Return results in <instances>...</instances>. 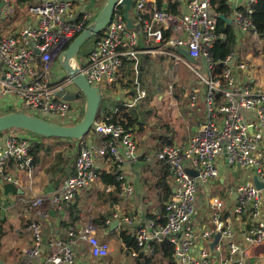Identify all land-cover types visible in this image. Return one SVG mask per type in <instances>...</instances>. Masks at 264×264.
Instances as JSON below:
<instances>
[{
	"label": "built area",
	"instance_id": "1",
	"mask_svg": "<svg viewBox=\"0 0 264 264\" xmlns=\"http://www.w3.org/2000/svg\"><path fill=\"white\" fill-rule=\"evenodd\" d=\"M21 1L24 8L18 6L17 0H0V102L6 99L7 105L16 109L23 106L24 112L49 122L72 124L82 113L81 100L68 101L57 96L71 80L64 75L56 59L95 12L85 6L75 9L73 0ZM151 1L155 2L132 0V29L126 25L123 6L115 7L110 23L96 37L89 52L79 54L81 73L92 87L106 95L118 84L125 62L136 66L141 53L155 49L186 64L199 77V85H192L186 97L191 106L195 105L203 88L204 121L198 132L181 145L169 144L170 139L164 137L161 147L153 154L167 168L173 182L174 192L163 204L164 210L160 209L144 224L134 227L132 218L115 205L113 219L119 221L118 231H128L135 239L137 250L131 248L127 253L132 258L141 253L151 257L154 243L167 241L173 245L174 256H180V264H243L241 259L234 257L241 250L236 243L234 223L239 221L246 226L242 233L244 245H264L261 219L264 187L257 189L250 176L240 183L234 180L227 183L222 171L229 167L249 170L264 186V90L252 79L250 69L254 66L245 60L238 61L235 51L225 58L223 68L216 73L211 50L217 38V16L212 12L211 0H188L185 12L179 15L157 5L147 11ZM254 2L247 0L245 6L233 14L238 32L251 39L258 36L251 21L250 6ZM21 12L28 21H23L15 31L7 22ZM166 31L171 33L167 40L164 39ZM151 44L154 48H149ZM177 48L185 50L207 73V78L199 74ZM233 59V66L229 67ZM137 91L139 98L145 97L144 90L137 88ZM168 91L172 92L171 85ZM91 130L98 144L88 138L91 135L83 138L73 169L61 187L50 197L40 195L26 203L31 241L23 250L27 258L25 264H82L85 254L78 248L80 244L86 246V254L92 259L109 257L110 246L96 237L97 227L92 223L69 228L65 239L49 242L47 256L40 254V222L45 216L42 206L46 198L61 212L64 205L72 204L78 194L99 182L103 172L116 175L119 197L128 198L134 192L122 171L123 165L133 161L138 151L132 132L107 119H96ZM31 138L21 132L0 135V177L20 185L16 176L7 171L12 163L14 171L25 176L30 190L38 172L31 155L34 141ZM189 171L196 176H191ZM200 185L206 196L204 207L211 220L208 229L195 236L191 218L196 211ZM112 188L117 189V186H108L106 191ZM215 233H220L216 251H228L217 261L205 247L197 249L200 242L210 241ZM241 252L244 254L243 250Z\"/></svg>",
	"mask_w": 264,
	"mask_h": 264
},
{
	"label": "crops",
	"instance_id": "2",
	"mask_svg": "<svg viewBox=\"0 0 264 264\" xmlns=\"http://www.w3.org/2000/svg\"><path fill=\"white\" fill-rule=\"evenodd\" d=\"M160 1L161 4L159 6L167 7L168 10V3L176 4L178 14H174L179 15L185 12L188 0ZM156 2V0L155 2L151 1L147 7V11L150 10V7L156 6ZM227 3L231 10L227 19L233 20L234 12L238 8L245 6L247 0H227ZM93 10L95 14L98 11V9ZM17 18L18 17L7 22L8 25L11 23L12 27H14L13 30L15 31L20 28ZM129 18L134 22V16L131 10ZM23 21L25 22L28 20L24 17L22 18L21 23ZM234 31L237 36L236 43L238 38L249 41V36V38H247V36L239 33L238 30L234 29ZM254 43L258 50H260V42L254 40ZM140 45H142V43ZM149 48H154V46L151 44ZM149 50L150 52H143L138 56L136 66L131 62L125 63L122 68L121 82L112 86L106 95H102L104 99H108V103L105 105L106 109L108 108V110H112L117 106H123L125 112L131 116L132 120H134V126L130 131L137 141L138 151L135 159L126 162L122 167L123 173L133 186V194L128 198H123L119 197L117 193V201L113 203H111L110 200H102L100 199L101 192L108 195L114 193L116 189L112 188L110 191H106V187L111 185L104 187L101 181H99L88 190L78 194L72 204L64 205L61 212L56 210L49 198H46L42 206L45 216L40 222L42 227V243L40 248L41 257L47 256L50 252V241L56 238L65 239L69 228L74 226L83 227L97 216L106 218L105 223L109 224L107 227L97 228L96 237H98V234L100 233V238H108L112 232L116 231V235H114L116 238L119 233L117 228L113 231L109 230L111 222L116 220L113 219L115 205H119L120 208H123L124 212L132 218L134 227H137L144 224L149 218L148 216L157 213L162 208L163 204L167 202L169 195H172V179L170 175L167 174L164 165L158 162L155 157H153V154L161 147V141L164 137H168L172 141V144L181 145L198 132L204 121V108L202 103L203 88L200 89L198 101L193 107H190L188 103H183L181 98H187V92L190 93V89L195 83L189 85L187 81L183 80L182 75L184 74H179L177 66H175L173 70H176L177 79L182 86L181 91L183 92L184 90V92L182 93V97L178 94V98L181 100H177L180 101V104L176 106L177 109L172 110L169 103L167 107V103L164 102V96L166 93L164 94L163 92L164 82L166 80L165 73H168L170 59L173 58L160 54L156 52L155 49ZM252 60L254 62V59ZM262 65H264L263 62ZM259 72L264 75V69L260 68ZM259 72L257 74H259ZM258 85L264 90L262 80L259 81ZM137 88H141L147 92L149 94L148 98H139ZM149 99H151V102ZM5 102L6 99L4 102H0V111L4 110L5 107H11ZM80 104L82 107L83 102L81 101ZM102 106L100 107L101 110L103 109ZM175 115L181 117L182 120H176ZM88 138H91L95 144H98L99 142L97 136L94 134ZM151 139L153 143L149 145ZM74 142L75 148L73 152L76 151V149L79 151L80 147L77 141ZM82 143H84V139L81 140V144ZM73 152L71 155H73ZM74 159H72L73 161L71 160L72 165H70V161L67 164L68 167L64 170L63 165L60 164L58 167L59 171L55 174L48 169L50 165L40 166L35 163L38 172L31 190L27 186L25 176L19 172H15L14 165L9 163L7 171L16 176L20 181V185L16 186L12 183H8L0 177V261L3 264H25L27 258L23 255V250L31 241V233L27 229L28 218L25 215L26 203L33 197H38L40 195L50 197L55 191H57L61 187L65 177L71 173ZM245 172H247L246 180H249V176L250 178L252 177L251 171L245 170ZM233 179L235 182L239 181L240 183L239 176H236ZM233 179H226V181L228 183L233 181ZM14 189H16L17 192H13ZM205 197L203 186L200 185L196 198V211L191 218V226H193L195 236H200V234L207 230L210 225V213L204 207ZM71 211L72 214L75 215L70 218L69 215L71 214ZM83 213H87L89 216L84 218ZM261 219L264 222V200L261 208ZM244 227L246 226L239 221L234 223L236 243L239 249L244 251L243 254L241 250H239L234 254V257L241 259L243 264H264V245L260 247H247L244 245L242 237ZM117 240L120 248L117 254L118 261L114 263L133 264L132 261L135 258L130 257L120 239ZM104 241L106 242V239H104ZM208 242L209 241L200 242L197 249L205 247L209 253L207 246ZM218 245L219 243L215 246L216 254L209 253L216 261L219 258H223L228 253L227 249H221L218 253L216 251ZM78 248H82V251L85 254L82 264H114L110 263L114 258L111 254H109V257L104 260L92 259L87 256V248L84 244H80ZM143 255L148 256L147 254ZM126 258L129 262L126 261ZM34 263L35 262H33V264Z\"/></svg>",
	"mask_w": 264,
	"mask_h": 264
},
{
	"label": "water",
	"instance_id": "3",
	"mask_svg": "<svg viewBox=\"0 0 264 264\" xmlns=\"http://www.w3.org/2000/svg\"><path fill=\"white\" fill-rule=\"evenodd\" d=\"M117 5L123 6L126 25L129 29H132L134 26L132 20L129 18L132 0H106L103 7L98 9L85 28L68 44L67 48L56 59L59 68L64 75L71 80V83L60 90L57 93V96L68 101L81 100L83 102L82 116L80 120L75 124L61 125L7 107L0 111V135L21 132L31 137H39L43 139L57 138L72 141L83 140V138L90 132L97 119L103 96L101 91L96 87H92L86 80L85 76L81 73L80 67L78 66V57L81 48L87 42L100 35L108 26ZM217 19L223 20L233 29L237 30L233 20L227 19L222 15L217 16ZM176 51L180 53L187 62L195 63V60L190 58L185 50L177 48ZM234 60L235 59L228 63L229 67L233 66ZM188 173L191 176H196L195 172L189 171ZM251 181L257 189H263V184L255 175L251 177ZM173 192L174 189L172 190V193ZM233 198H235V195ZM118 224V220L112 221L109 230H115ZM219 240L220 233H215L211 241L208 242L207 246L210 254H216L215 246L218 244ZM174 262L175 264H180L179 255L174 256ZM0 264L3 263L0 261Z\"/></svg>",
	"mask_w": 264,
	"mask_h": 264
},
{
	"label": "trees",
	"instance_id": "4",
	"mask_svg": "<svg viewBox=\"0 0 264 264\" xmlns=\"http://www.w3.org/2000/svg\"><path fill=\"white\" fill-rule=\"evenodd\" d=\"M160 2H161L160 0H157L156 2L157 6L161 4ZM17 3L20 8H24L25 4L23 3V1L17 0ZM168 4H169L168 11L171 14H174V13L178 14L177 9H176L177 5L171 4V3H168ZM250 7L252 9L251 21L253 22L256 28L257 34L259 37H264V0H255V2L251 4ZM211 8H212V12L216 16L222 15L225 18H228L231 13L227 0H211ZM242 8L243 7L238 8V9L240 10ZM216 35H217V38L211 50V56H212V62L214 63L215 68H216V73L218 74L223 68L222 62L225 60V58L230 53L235 51L237 36H236V32L234 31V29L229 24L225 23L221 19H217ZM170 36H171V33L169 31L164 32L165 40H167ZM95 39L87 42L81 48L80 55H85L89 52ZM121 77L119 79L118 84L121 82ZM107 103H108V99L105 98L102 100L101 105H103L102 106L103 109L102 110L99 109L97 120L107 119L110 122L122 125L127 130H130L131 128H133L134 120H132L131 116L125 112V109L123 106H117L116 108H113L112 110H108V108L106 109L105 107ZM34 138H36V140L33 141L32 149H31V155L34 158V163L40 166L50 165L48 169L51 170V172H53L55 168H58L60 164L63 165V170L66 169V167H68L67 164L71 161V157L69 156V153L73 152L75 148L74 141L72 142L69 140L65 141L62 139H57L60 144H59V147L55 149L51 146L46 147L45 143L42 142L43 138H39V137H34ZM169 144H172L171 140L169 141ZM59 149H62V151L56 154L53 161L47 158L52 152H56ZM58 171H59V168H58ZM167 174H169L168 170H167ZM100 181L102 185H104V187L107 185L117 186V189L112 194L106 195L105 193L101 192L100 199L108 200V201L110 200L111 203L116 202L117 193H118L116 175L111 172H103ZM15 191L17 192L16 189L13 190V192ZM163 210H164V207L161 208L160 211L162 212ZM74 215L75 214H72V211H71V214L69 215V217L71 218ZM148 217L149 218L153 217V214ZM105 221H106V218L102 216H97L91 220V223L97 228H103V227H107V225L105 224ZM111 235L113 236L116 235V231L112 232ZM116 238L120 239L121 243H123L125 249L127 250L126 251L127 253H129L128 251L131 248H133L134 250H137L135 239L130 232L121 230L119 231ZM132 262L133 264H175L173 245L167 241H163L160 243H154L153 256L148 257L143 254H139V256L135 258Z\"/></svg>",
	"mask_w": 264,
	"mask_h": 264
},
{
	"label": "rangeland",
	"instance_id": "5",
	"mask_svg": "<svg viewBox=\"0 0 264 264\" xmlns=\"http://www.w3.org/2000/svg\"><path fill=\"white\" fill-rule=\"evenodd\" d=\"M73 1H74L73 7L75 9L79 8L80 10L84 6L85 7H91L92 9H101L106 2V0H84V2H82L80 0H73ZM24 16H25V14L23 12L18 14L17 22H18L19 26L21 25V21H22V18H24ZM1 36H3V35H1ZM247 38H249V37L247 36ZM248 40L249 41L238 38L237 43L235 45V53L237 55V60L238 61L239 60H245L247 62H250L254 66L250 69V72H251V76L255 82V85H258L259 81L262 80L263 86H264V75L260 74L261 71L259 72L260 68L264 69V65H262V62L264 63V37L257 36V37H254L253 39L249 38ZM254 40L260 42L259 43V46L261 45L260 50H258V48L255 46ZM252 59H254V62ZM175 66H177L179 74H184V75H182V78H183V80L187 81L189 83V85L194 84V83H195L194 85H199V81H200L199 77L196 74H194L192 72V70L189 67H187L185 64H183L181 62H177L173 59H170L169 71H168V73H165L166 80L164 82V91L163 92H164V94L166 93V95L164 96V102L167 103V107H168V103H169L172 110L177 109L176 106L180 104V101H177L180 99V98H178V94H180L182 97V93L184 92V90H183V92L181 91L182 86L180 85L179 80L177 79L176 70H173ZM193 66L195 67V69L197 70V72L199 74H201L203 77L207 78V73L203 70V68L200 65L193 64ZM258 72H259V74H257ZM146 80H148V79H146ZM136 82L139 83L138 81H136ZM170 85L172 86V92L171 93H169V91H168V87ZM144 95H145V98H148V96H149V94L147 92H144ZM103 99H104V97H103ZM181 99H182L183 103H188L190 107H193L190 105V101L187 100V98L182 97ZM149 101L151 102V99H149ZM175 103H177V104H175ZM20 107L24 108L23 106H20ZM12 108H14V107H12ZM22 108H18L17 110L24 112V110ZM14 109H16V108H14ZM183 110H184V108H183ZM81 116H82V114L80 115V117L77 121L80 120ZM175 116H176V120H178V121L182 120L181 117H179L178 115H175ZM76 122H74L72 124H75ZM64 123H66V122H64ZM68 125H71V124H68ZM92 134H93V131L90 130V132L87 135H92ZM31 139L34 141L36 140V138H34V137ZM42 142L45 143L46 147L51 146L55 149L57 147H59V144H60L59 141L57 140V138H48V139L45 138L42 140ZM77 143H78L79 147H81L80 146L81 141H77ZM152 143H153V141L151 139V143L149 145H151ZM60 151H62V149H59L56 152H52L49 155V157H47V158H49L53 161L56 154H58ZM77 153H78V150L76 149V151L73 152V155H71L72 152L69 154V156H71V160L77 156ZM72 161H71L70 165H72ZM15 172H17V171H15ZM56 172H58V168H55L53 170V174H55ZM12 175L14 176L13 173H12ZM236 176H239L240 181H245L246 176H247V172H245V170H238L236 168H231V167L224 168L222 171V177H224L226 179H230V178L233 179ZM83 214H84V218H87L89 216L87 213H83ZM89 223H91V221ZM99 234H98L97 238H99V240H101V241H104V239H106V242L110 246V254L112 256H114V258L112 259V261L110 263L117 262L118 261L117 260V254H118V251L120 248L118 240L113 235H109L108 238H100ZM79 251L80 250H78V253H79ZM126 261H128L127 258H126Z\"/></svg>",
	"mask_w": 264,
	"mask_h": 264
}]
</instances>
